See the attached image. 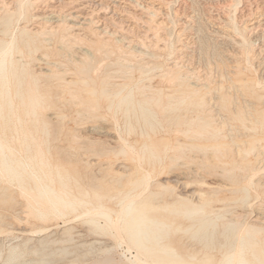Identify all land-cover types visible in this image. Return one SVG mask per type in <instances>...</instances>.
Wrapping results in <instances>:
<instances>
[{"label":"bare ground","instance_id":"obj_1","mask_svg":"<svg viewBox=\"0 0 264 264\" xmlns=\"http://www.w3.org/2000/svg\"><path fill=\"white\" fill-rule=\"evenodd\" d=\"M233 1L231 7L233 5L232 9L236 11L240 0ZM56 5L47 0H0V204L10 206L16 202L10 188L14 185L24 198L30 215L46 222L72 214L75 220L81 219L93 232L100 234L97 236H109L118 245L125 243L127 250H134L130 259L134 264H264V208L255 212L250 209L252 191L257 193L264 186V180H260L264 167L256 163L257 159H264V108H257L247 100L240 102L236 94L229 90L236 85V78L229 76L226 78L228 89L224 84L215 88L216 95L209 98L213 104L207 106L209 100L205 93L209 89L208 79L204 78V81L203 78H197V83H190L189 70L185 75L183 64L180 65L177 60L171 61L163 73L168 82L167 93L146 83L147 86L140 88L124 81L114 82L110 74L112 63H103L102 60L116 53V65L123 70L128 68L119 59L126 56L124 52L133 40L125 34L117 35L118 38L114 35L118 30L111 31L102 25L101 15L86 10V7L89 9L93 5L92 2L64 6V9L62 3ZM236 16L232 13L227 16L228 23L247 45L250 37H245L247 25L239 26ZM124 22L126 20L121 19L117 24L121 29L119 32L124 33L128 27H132L131 23ZM172 22L175 23L174 20ZM83 23H87L85 26L93 35V38L88 36L84 42L87 44L86 50H82L73 60L65 58L66 63L57 60V57L64 55L62 52L66 47L86 38L80 30L76 32ZM29 25L33 27L28 28ZM145 34L147 36L148 33ZM56 42L61 44L60 48L54 47ZM106 45L114 49L102 54L101 47ZM171 46L170 43L169 50ZM248 46L243 53L250 60L253 53L251 46ZM139 49L135 52L141 56L148 55ZM41 60L47 65L53 63L54 67L36 72L33 65ZM156 67L154 64V67L147 69ZM239 85L244 95L264 102V97L257 95L249 84L244 82ZM146 88L152 92L146 93ZM135 93H138V97ZM58 103L76 108L73 120L77 125L94 117L103 118L107 114L117 124L118 115L122 116L125 126L119 128L116 125L113 141L110 138L102 140V137H94V129L91 132L89 129L77 132L75 130L78 127H75L72 133L74 144L70 145L76 154L104 156L108 170H114L111 168L110 154L131 160L133 164L124 165L122 172L115 170L116 176L103 178L104 182L111 185L104 186L101 182H94V185L82 183L81 177L74 175L75 169L72 168L74 172H71L63 162L53 158L57 150L48 137V121L44 111ZM153 106L167 112L165 119L168 135L154 137L157 132L154 125L157 113ZM232 121L249 131L246 139L234 135ZM132 135L133 139L130 138ZM165 156L171 159L173 167L179 164L180 159H186L182 163L185 168L195 163L197 168H189L193 179L182 182L176 179L174 185L157 181L165 173ZM195 157H199V161ZM144 161L148 166L143 165ZM86 162L91 164L89 160ZM198 168L208 174L198 176ZM211 175L224 179L227 184L207 180L206 176ZM178 183L184 189L196 185V190L172 198ZM221 192L223 196L219 195ZM226 196L240 210L232 220L221 223L222 228L218 229L223 215L216 212L213 202L226 200ZM63 226L60 228V234L64 236L62 240H68L74 235L71 234L74 227L68 224ZM46 229L47 226H40L33 229V233L42 236ZM46 237H40L37 246H30L31 252L43 254L39 259L41 262L45 261L46 253L42 252L47 249L49 242ZM184 238L195 240L196 246L189 247ZM23 250L17 245L11 247L1 264H29L31 260L23 258ZM88 264H118V261L105 256Z\"/></svg>","mask_w":264,"mask_h":264},{"label":"rangeland","instance_id":"obj_2","mask_svg":"<svg viewBox=\"0 0 264 264\" xmlns=\"http://www.w3.org/2000/svg\"><path fill=\"white\" fill-rule=\"evenodd\" d=\"M59 1L60 0L57 1L47 0L48 3L50 2V4L53 5L57 4L56 6H58L59 3L60 4L62 3L63 5L62 9H64L65 7H69L72 4L92 2L93 5L89 7V9L86 7V10L88 12H93L92 14L96 13L99 16L101 15L103 17L102 25H106L108 29H110L111 31L114 29L118 30L117 33L114 34L116 37H118L120 34H125L128 37V39L133 40L130 43V47L128 48V50L124 52L126 56L121 57L119 59L120 61L122 60L120 63L126 64L127 66H129L128 68H125L123 70L119 68L118 65H116V61H117L116 53L114 54L111 53L109 56H107V58H103L102 60L103 63H108V62L112 63L110 68L112 81L114 82L124 81V82H128V85L136 84L140 88L142 86L150 85L152 88H160L163 90L164 93H167L168 91L167 89H169V87H168V82L165 81L163 73L166 71L165 68L171 65V61L177 60L180 61L179 62L180 65L183 64L182 69L184 74L186 73V71L189 70L188 79L190 83L191 82L197 83L198 82L197 78L208 79L209 89L205 93L206 99L209 100V104L207 106L213 104V100L209 98L211 97V95L214 96L216 95L217 89L215 88H217L220 84H224L225 88L228 89L229 82L228 80H226V78L227 76H229L236 78L235 80L236 85H234V88H230L229 90L234 95L236 94L237 99L240 102L247 100L249 103L251 104L253 103V105H255V107L257 108H261V109L264 108V102L262 100L260 101L255 97H249L247 95H244L241 91V86L239 85L241 83L246 82L251 86L252 89H254L257 95H261L262 97H264V0H244V1L242 0L244 5L240 0L241 3L238 2L240 6L237 4L238 6L236 9L237 12L234 9H232L233 5L231 7V3L233 4L234 2L233 0H182V1L169 0L170 2L168 0L166 1L165 0H159V1L158 0H100V1L99 0L98 1L97 0H78V1L63 0L64 2L63 1L59 2ZM167 2L170 3L171 5L170 4L168 5ZM98 4H101L102 7H100V5ZM178 4L180 5L178 6ZM175 7L178 10H175L176 9ZM180 7L183 8L182 10H184L185 8V10L184 11L180 10L181 9ZM231 9L234 10V13ZM103 10L106 11L103 12ZM36 12H39V10ZM173 12L176 13L177 15L174 14ZM231 13L232 15L234 14L237 15L236 16L238 19L237 24H240L239 26H243L244 24L247 25L244 33L246 38L250 36L247 40L249 41L248 44L251 46L252 49L251 52L254 55V57L253 55L251 56L250 60H247L243 53L245 48L249 47L248 44L246 45L242 42L240 35L228 23L227 16H230ZM149 14H153V15H149ZM170 16L172 17V19H170L171 18ZM106 17L107 18L111 17L112 19L111 18L107 19ZM162 18L163 21L161 20ZM121 19L126 20L124 24L131 23L132 26L128 28L125 27L127 29L124 33L119 32L121 29L118 28L117 25L120 23ZM145 19L149 21H146ZM168 19L172 21L174 20L175 23H173L172 21L170 22V20L168 21ZM159 20L161 24L157 23V21L159 22ZM79 21L81 22L82 19H80ZM168 24H170L169 26L171 27H169ZM85 25H87V23H83V26L78 28L76 32L80 30L81 35L84 34L82 36H85L86 38H83L81 41L74 42L71 45H69V47H66L62 52L64 55L61 57H57L58 58L57 60L60 61L64 60L63 63L64 62L66 63L67 59L72 58L73 60L78 56V54L82 52V50L83 51L86 50L87 44H85L84 42L87 40L88 36L89 38L90 37L93 38V35L86 28ZM133 26L135 28H133ZM31 27H33V25L28 26V28ZM176 30H178L177 33ZM145 32L148 33L147 36ZM154 33L156 37L158 36L157 38L154 36ZM159 37L161 38V40ZM191 42L192 44H190ZM170 43L172 44L171 50H169ZM185 43H187L188 45L187 44L185 45ZM176 45L178 47L180 46V48L176 49L177 47ZM182 45L183 46L185 45L184 46L185 49L183 48ZM60 46L61 44L59 42H56L54 45V47L57 48H60ZM77 46H79L80 48L78 47L79 48L78 49ZM141 46L142 47L144 46L146 49L145 48L143 49ZM165 46L167 48H165ZM113 49L114 48L112 46L106 45L105 47H101L100 52L102 54L104 53V51L110 53L111 50ZM136 49L137 51L139 49L140 51H143L148 55L141 56L138 54V52H135ZM68 50H70V52ZM148 50L150 51L148 52ZM131 53L133 55H131ZM171 54L173 55L170 56ZM149 55L150 56L153 55V57L151 58ZM37 56L40 55L37 54ZM185 56L188 57L186 58ZM184 57L186 59H184ZM51 60H55V58H52ZM57 60H55L56 63H58ZM154 64L157 67L153 68L152 70H148L149 68L154 67ZM139 65L144 66V68ZM189 66H191L190 67V69L192 68L191 70L188 69ZM50 67H54L53 63L47 65L43 60H41L40 62L37 61L33 65V69L36 72L47 71L46 69H49ZM203 79L200 80L203 81ZM200 80L199 82H201ZM258 84L260 87L258 86ZM145 92L150 93L152 92V90L149 91L146 88ZM135 95L136 97H138V93H135ZM75 109H76L75 107H69L58 103L55 104V106L47 108L44 111L45 118L48 121V128H49L48 137L51 139V142L56 145L55 146L56 149L54 148L55 151L57 150V152H54L52 156L53 158H56L59 161L63 162L64 165H66L71 170V172H74L72 171V168L73 170L75 169L76 171L74 172L75 173L74 175L80 176L82 183L94 185L93 184L94 182H101L104 186L111 185L107 181L104 182V179L108 177L116 176L115 170H117V172H122L124 170L123 169L124 165L130 166L131 164H133L132 161L129 159L127 161L121 156L115 157L110 154L109 156L111 157V168L114 170H108L107 161L104 156H100V157L95 155L87 156L86 154H76L73 152L72 147H70L71 144H74L72 133L74 132L73 129L75 127H78V129L75 130L77 132H84L85 129L86 130L89 129V131L91 132V129H94L95 131H92V134L96 135V136L94 135V137H98V136L100 138L102 137L101 138L102 140L104 139L109 140L110 138V140L113 141L116 135V128H115L116 125L117 126L119 125V128L120 127L123 128L125 126L123 122V118L121 115H118L117 124H116L115 119H112L107 114L103 118L94 117L91 118L90 120L84 121L81 125L79 124L77 125L73 120L74 116L76 115L74 111ZM153 109L155 113H157L156 122L154 121L155 129L157 132H155L154 137L168 135L166 130L167 121L165 119L167 112L162 111L161 107L153 106ZM61 115L64 116L61 117ZM232 124L235 127V130L233 131L234 135L235 136L239 135L240 138L246 139L247 137L246 134H249V131L245 130L243 126H241L238 123H233L232 121ZM224 128L226 129V126ZM130 138L133 139V135ZM262 147H264V141L262 142ZM262 149L264 150V148ZM211 153H212L211 150H209V156H211ZM250 157L253 158V155H250ZM197 159H199V157L196 158V161H199ZM86 160H89L91 164H87ZM184 161H186V159L184 160L180 159L178 161L179 164L176 165V167H173L171 163V159L168 156H165L163 158V166L165 173H162L159 176L160 178L158 177L157 181L167 182L170 185H174L176 179H178L180 182L188 179H193V177L191 176L192 174L189 173V168L190 170H192L197 167L195 166V163L193 164L190 163L189 168L182 167V163ZM256 163L257 166L261 168L264 167V159L261 158L257 159ZM143 165L148 166L146 161L143 162ZM156 167L157 169L159 168L158 163H156ZM262 169H263V174L261 175L262 177V179H260L261 181L264 180V168ZM196 170L198 171V176H202V175L204 176L208 174L206 171H203L200 168ZM187 175H189L191 178ZM206 178L207 180L208 179L215 180L217 182H222L227 184V181L215 175H211L210 177L206 176ZM13 186L14 185H12L10 188L12 190V194L16 202L14 204H11L10 206L7 204H0V248H1L0 264L3 258L5 257L7 250H9L11 247L16 245L19 248L24 249L23 251L25 253L23 255V258L25 260L30 259L31 263L29 262V264H88L94 260L102 259L105 256L113 257L116 261H118V264H130V262L133 263L131 261L132 260L131 258L134 254V250H127V246L125 243H120V245H118V243L113 238H109V236H104V235H103L104 237L97 236L100 234L93 232L90 229L89 225L87 223L85 224L81 219L76 218L75 220L72 214L67 215L63 218H56L46 222L41 221L35 218L34 216L30 215L26 210L24 198L20 196L18 191H16V188ZM182 186L183 185L181 183H178L176 185L175 192L172 194L173 195L172 198H178V196H183L193 192V190H196V185L190 186V188L188 189H184ZM256 192L257 193H254L252 191V194L250 196V203L252 204L251 205L252 207H250V209L252 208L254 212L259 208H264V200H263L264 186L262 188H259ZM219 195L223 196L222 192ZM164 197L166 198V195ZM225 198L226 200L213 202V208L216 209V212L221 213L223 215V217L219 220L218 229L222 228L221 223H225L227 221L232 220L234 216H236V212L240 210L239 206L229 202L227 196ZM251 214H253V212ZM64 224L66 225L68 224V226L73 225L71 227H74L73 231H71V234L74 235H71L70 239L68 240H62L64 236L60 234V231L62 230L60 228L64 227L63 226ZM40 226H47L46 232L44 233L45 235L44 234L43 235L45 237L47 236L46 240L49 241L47 244V249H45V251L42 252V253H46L43 259L45 261L42 262L39 259L43 256V254H36L31 252L32 249L31 247L38 245L37 240L40 237H44L43 235L41 236L36 233L35 234L33 233V229H36L37 227ZM91 241L93 242L95 241V243L93 242L91 243ZM184 241L189 245V247H195L197 244L195 240L190 238H184ZM124 248H126V250ZM125 251L126 252L128 251L127 252L128 254L125 253ZM129 256L131 257L129 258ZM127 257L129 259H127Z\"/></svg>","mask_w":264,"mask_h":264}]
</instances>
